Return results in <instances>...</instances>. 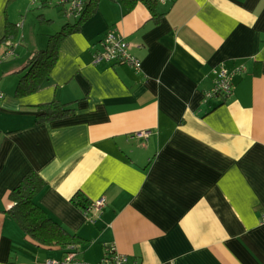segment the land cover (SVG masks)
<instances>
[{
	"label": "crops",
	"instance_id": "crops-1",
	"mask_svg": "<svg viewBox=\"0 0 264 264\" xmlns=\"http://www.w3.org/2000/svg\"><path fill=\"white\" fill-rule=\"evenodd\" d=\"M157 1L152 12L100 0L34 94L16 97L19 80L0 77V264L71 251L97 262L111 244L143 264H264V0ZM45 7L0 0V41L7 22ZM111 31L139 68L96 62ZM220 68L233 91L208 97ZM55 100L74 114L37 123L39 105ZM33 169L48 182L36 202L83 238L75 246H41L9 213ZM101 197L92 223L81 206Z\"/></svg>",
	"mask_w": 264,
	"mask_h": 264
},
{
	"label": "trees",
	"instance_id": "trees-1",
	"mask_svg": "<svg viewBox=\"0 0 264 264\" xmlns=\"http://www.w3.org/2000/svg\"><path fill=\"white\" fill-rule=\"evenodd\" d=\"M40 6H52L59 8L63 14L74 15L67 5H63L59 0H37ZM129 8H133L140 0H125ZM149 6L152 12H156L157 0H141ZM100 0H85L84 12L78 17L76 22L66 20L59 32L50 34L47 48L41 49L28 59L27 65L21 72L15 96L24 97L39 91L43 82L49 77L53 68L59 60V50L62 42L68 36L81 30L82 25L95 13ZM19 26L12 22H7L6 34L0 41L2 44L11 45L6 51L7 55L15 45ZM8 45V46H9ZM101 51V50H100ZM4 55V56H5ZM117 62V61H116ZM126 63V62H123ZM40 113L36 117L37 123L51 122L63 119L74 114V109L70 103L52 101L39 105ZM48 186V182L36 170H30L12 190L10 197L14 205L10 209V214L24 230V232L34 239L41 246L45 247H71L83 241V238L75 233H71L63 225L54 220L37 202V196ZM86 206L83 204L82 209Z\"/></svg>",
	"mask_w": 264,
	"mask_h": 264
},
{
	"label": "built area",
	"instance_id": "built-area-1",
	"mask_svg": "<svg viewBox=\"0 0 264 264\" xmlns=\"http://www.w3.org/2000/svg\"><path fill=\"white\" fill-rule=\"evenodd\" d=\"M63 5H68L70 12L74 15H82L84 12L85 0H59ZM18 26H22L18 24ZM103 49L95 56L96 62L101 61H117L126 62L136 68L140 67V61L128 52V43L125 39L115 32H109L101 41ZM216 84L206 96L215 97L221 94H230L233 91L234 85L231 77L225 68H220L215 71ZM138 137L146 138L150 136V132H138ZM107 205V198L101 197L86 205L83 210L89 221L95 223L101 215V210ZM47 264H143L141 262L131 261L130 257L117 250L115 244H111L106 248V254L95 263L85 262L78 258L75 251L69 252L62 260H48Z\"/></svg>",
	"mask_w": 264,
	"mask_h": 264
},
{
	"label": "rangeland",
	"instance_id": "rangeland-1",
	"mask_svg": "<svg viewBox=\"0 0 264 264\" xmlns=\"http://www.w3.org/2000/svg\"><path fill=\"white\" fill-rule=\"evenodd\" d=\"M55 9L57 8L52 6L49 8L45 7L46 10L45 12L42 11L32 12L30 14L31 17L30 18L27 17L26 22L24 21L20 22L22 18L18 21L20 22L19 23L20 25L25 24L27 34L26 37L24 38L22 36L24 29L17 28L19 32L18 34L19 37L16 41L17 43L16 47L14 46V49L10 53H8L5 57L4 55L6 54V52L3 51L0 52V77H2L1 80H5L9 84L13 83V80L18 81L19 78L24 74V72H21L18 75L11 72H14L15 69L18 70L22 68L27 63L28 59L31 58L35 54V52H37L39 49L47 48L49 43L48 36H50V34H55L59 32L60 31L59 29L62 27V25H64L62 24V22L64 23L65 19L73 23L76 22V20H78V17L75 15H70V14L68 15L63 13L62 15L60 14L55 15L53 12L49 13L50 12L49 10L53 11ZM63 17L65 18L60 23L59 20L62 19ZM91 241H94V238H92ZM44 252H48V251H44ZM105 254L106 251L103 257L105 256ZM89 260H93V259L87 256L86 261L89 262ZM89 263H95V262H89Z\"/></svg>",
	"mask_w": 264,
	"mask_h": 264
}]
</instances>
